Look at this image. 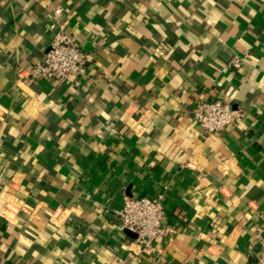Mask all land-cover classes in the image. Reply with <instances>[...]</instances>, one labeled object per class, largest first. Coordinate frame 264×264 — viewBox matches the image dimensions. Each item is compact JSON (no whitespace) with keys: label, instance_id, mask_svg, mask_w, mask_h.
Listing matches in <instances>:
<instances>
[{"label":"crops","instance_id":"crops-1","mask_svg":"<svg viewBox=\"0 0 264 264\" xmlns=\"http://www.w3.org/2000/svg\"><path fill=\"white\" fill-rule=\"evenodd\" d=\"M54 10L78 84L28 78ZM205 101L241 121L203 134ZM165 188L155 257L114 212ZM263 226L264 0H0V264H255Z\"/></svg>","mask_w":264,"mask_h":264},{"label":"built area","instance_id":"built-area-1","mask_svg":"<svg viewBox=\"0 0 264 264\" xmlns=\"http://www.w3.org/2000/svg\"><path fill=\"white\" fill-rule=\"evenodd\" d=\"M109 1L122 4L128 0ZM61 17L60 10L51 13L48 22L51 41L43 57L33 62L28 71L29 79L45 81L73 79L75 84H78L86 77L90 57L78 48L73 36L66 34ZM241 64L242 59L235 56L227 63V67L239 70ZM191 114L205 135L220 134L239 123L242 118L241 111L218 101L199 102ZM165 201L166 188L154 199L148 197L133 199L124 196L121 208L114 212L118 220L116 230L134 235L133 244L141 253L157 257L156 243L176 234V229L167 223ZM255 241L260 247L255 264H264V226L257 231Z\"/></svg>","mask_w":264,"mask_h":264},{"label":"water","instance_id":"water-1","mask_svg":"<svg viewBox=\"0 0 264 264\" xmlns=\"http://www.w3.org/2000/svg\"><path fill=\"white\" fill-rule=\"evenodd\" d=\"M127 235H129L130 237H132L133 239L135 238V236L134 235H132V234H130V233H128V232H125Z\"/></svg>","mask_w":264,"mask_h":264}]
</instances>
